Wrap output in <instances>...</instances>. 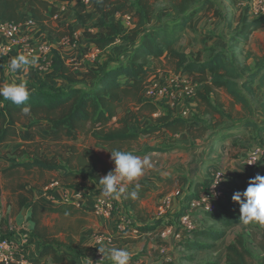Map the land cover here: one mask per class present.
<instances>
[{
  "label": "trees",
  "instance_id": "16d2710c",
  "mask_svg": "<svg viewBox=\"0 0 264 264\" xmlns=\"http://www.w3.org/2000/svg\"><path fill=\"white\" fill-rule=\"evenodd\" d=\"M157 1L159 0H93L94 9L100 16L95 26L104 29V32L93 34L86 32V35L99 48H104L117 39H123L132 49L126 60L115 65L97 62L95 66L88 68L86 76L94 81L91 87L77 86L80 80L68 67L59 50L52 49V68L57 77L68 84L72 83L68 88L55 87L47 82H28L31 90L24 105H16L0 97V147L7 142L28 141L30 136L34 138L38 136L41 139L60 136L66 141L62 152L50 158L18 160L27 154L25 148L21 147L11 152H0V162L3 164L0 174L11 179V185L8 187L19 207L28 203L34 222V235L42 240V249L34 258L36 260L48 255L54 264H80L82 253L75 242L78 227L82 222L80 217L94 214V208L86 207L80 201L78 203L64 201L51 205L37 199L34 191L39 180L21 181L14 178L13 176L21 170L34 171L41 179L46 170L64 169V178L68 179L75 172L66 169V165L73 160L77 165H83L84 156L75 144L67 142L81 137H92L96 144L106 147L110 152L122 147L128 148L138 142V133L129 132L130 122L137 117L136 114H141L138 110H147L150 113L162 111L156 117V124L141 129L140 133H150L164 128L172 132L185 131L191 138L202 137L208 130L217 135L225 129L226 122L233 121L231 112L226 113L222 110L219 90H224L233 103L242 106L245 117L246 114H252L250 95L254 90L255 78L264 79V60L255 59L252 66L246 63L238 64L234 57L228 58L225 51H216L214 48L207 49L208 58L205 60H199L198 55L188 56L176 49L174 44L185 26L191 25L198 12L204 8L206 12L209 11V0H160L169 3L174 21L160 19L159 24L154 25L152 18ZM51 7L52 3L48 0H0V21L14 24L31 22L42 30H49L51 18L46 15V11ZM54 11L55 9L52 10ZM114 13H119L120 16L130 14L134 19V25L123 32L120 18L117 21L109 19ZM212 16L223 18L217 9H213ZM87 17L88 15H78L77 19L84 23ZM262 27L264 13L249 18L247 9H244L240 13L234 38L244 43L253 31ZM250 54L248 52L246 55ZM2 59L0 71H3ZM165 67L171 69L175 75L185 72L188 74L187 78L194 87V92L188 96V100L196 103L193 117L173 114L172 112H175L173 107L144 100L143 90L148 80L151 77H159L161 72H166L167 70L163 69ZM120 105L137 107V113L129 111L113 123L112 118ZM25 106L30 108L27 114L21 110ZM205 116L207 119L202 118ZM192 121H198L200 124L195 126ZM240 124L253 127L257 131L264 130V125L256 123L250 117L242 119ZM38 126H50L51 131L44 135L36 129ZM25 129L27 135H24ZM158 149L147 148L145 151ZM208 181L206 178L193 186V190L184 196L185 202L180 211L191 197L207 187ZM120 195L124 203L136 207V202L132 201L127 193L123 192ZM221 206L223 207L219 211ZM239 209V203L225 200L218 205L216 211L207 215L225 227L240 221L231 213V210L240 212ZM52 215L55 216L54 222L50 224L45 219ZM138 231L141 234L144 228H139ZM61 232L64 233V237L60 236ZM180 233L191 238L187 241L190 249L211 246L200 242L199 237L216 240L224 234L223 231H209L200 226L191 230H181ZM257 245L262 252L258 262L248 249L243 234H237L226 246V264H264V231Z\"/></svg>",
  "mask_w": 264,
  "mask_h": 264
},
{
  "label": "crops",
  "instance_id": "0c3cea01",
  "mask_svg": "<svg viewBox=\"0 0 264 264\" xmlns=\"http://www.w3.org/2000/svg\"><path fill=\"white\" fill-rule=\"evenodd\" d=\"M75 3V0H65L61 2L59 11L60 15L64 14V20L69 19L68 14ZM157 3L163 4L168 8V12L165 15L172 14L171 7L167 1L159 0ZM208 4L210 5L209 11L206 12L204 8L197 13L191 25L187 24L185 26L179 39L174 44V47L190 57L198 55L199 58H204L206 56L208 48H214L216 51H230L237 57L238 63H246L251 66L255 59L264 60V27L253 31L248 40L244 43L242 41L241 43H235L233 39L235 29L239 22L240 13L244 9H247L249 18H253L259 13H264V0H209ZM84 7L87 8V12H91L90 15L92 18L99 20L100 16L95 11L92 3L85 4ZM213 9H217L218 12L222 14L223 18L213 17ZM164 16L161 18L162 21L168 19V17L165 18ZM115 17L118 18L117 13L113 14L109 19L113 21ZM158 18L159 13L155 10L152 18V23L154 25L159 24ZM130 22L132 23L133 19ZM133 25L134 22L132 23V26ZM123 28L124 31H127V28L124 26ZM191 30L194 32H190ZM45 31L46 30H42L38 27L34 30H23V32L28 35L29 40L32 39L36 41H43V32ZM210 34H215V36L210 39L208 37ZM192 35L197 36L198 41H193ZM241 46H245L246 49H248V52L251 53L250 56L246 55L245 51H241ZM131 49L132 47L127 45L120 59L119 57L112 59L109 55L112 57L114 56L109 50H101L99 51L101 57L97 62L101 64L107 62L115 65V63L119 61L126 60L131 53ZM15 50L16 49H11L7 55L3 57L2 63L4 64L3 71H0V86L13 82L17 83L25 77L31 80L35 75L33 69H28L27 71L17 70L16 72H11L9 70L8 62L10 58L17 56ZM95 65L96 64H92L91 66ZM179 77H187V73H182ZM77 78L80 80L77 86L80 87H91L94 83L86 74L84 76V81L85 79L87 80L88 86H83L81 83L84 81L78 76ZM255 81L257 83H264V79L259 80L258 77L255 78ZM163 82L167 83L165 81ZM229 99L231 98L229 97ZM169 100L170 99L167 98V103L169 104L166 105L174 108L175 112L172 113L181 114L184 110L183 106L174 100ZM219 102H221L220 98ZM189 105L190 108L195 111L196 103L194 101H189ZM222 110L228 113L232 108L231 106L227 108L222 103ZM129 111L137 113V107L132 105H120L111 122L115 123L122 115ZM138 112L141 114H136L137 117L129 124V132L138 133V142L130 145L128 148L122 147L117 150L137 153L136 156L140 158H143L145 155L151 156L153 167L145 169L143 175L127 185L125 193L129 195L132 201L136 202L135 208L124 203L119 194L112 198L114 208L111 214L95 215L90 213L80 217L82 222L78 227V233L75 238L76 245L82 253L79 259L80 264H112V261L107 255H104L106 258L103 260L97 257L96 251L99 250L100 247H116L129 251V262L141 261L143 264H168L163 261H173L175 258L183 259L185 256L181 248L190 249L187 241L191 238L187 235L182 236L180 233L181 229L177 227V216L185 202L184 196L193 190V186L196 183L202 182L208 178L213 168H218V166H215L211 169V166H207L206 161H212L208 159H214L213 162H217L221 154V157L226 156L225 158L231 162L232 166L238 168L239 166L237 163L242 162L244 167L248 170L256 169L252 170L255 171V175L262 173L260 175L264 176V159L261 160L258 166L256 165L257 167L253 168L248 167L244 161L250 150L258 144V141L253 142L254 139L251 137L254 136V133L251 134L253 127H246L240 124L242 119L250 117L256 123L264 125L263 112L260 106L256 108V114L260 115V120H258L253 113L251 115L246 114V117L245 115L237 117L232 116L233 121L229 123L226 122L224 125L225 129H223L221 133L215 135V132L208 130L199 138H191L185 131L172 132L164 128L150 133H140L141 129L155 125L156 117L160 112L162 113V111L150 113L147 110H138ZM202 118L207 119L206 116ZM192 123L195 124V126L200 124L195 123V121H192ZM36 129L44 135H48L51 131L50 126H38ZM255 134L261 136V141L264 140V130L257 131L255 129ZM24 135H27L26 129L24 130ZM50 138L57 139L60 146L66 144V141L60 136H49L46 139H41L38 136L35 138L34 136H30L28 141L17 140L5 143L0 147V152L9 151L10 147H8V145L15 142L21 143L22 146L20 147L25 148L26 152H28V146L32 139L47 141ZM67 143L75 144L78 150L82 151L84 156L83 165H77L74 160L68 163L66 169H71L75 172V174L70 175L68 179L64 178V169L44 171L42 178L36 183L34 195L37 199L51 205H56L64 201H73L74 203L80 201L84 206L91 207L94 205L95 200L103 195L100 191L101 185L99 184V179L114 168V163L111 160V152L106 149V147L96 144L95 139L92 137H81ZM224 144L227 145L226 149H223ZM147 148L159 149L145 151ZM228 150L230 153H228ZM11 151L12 150H10V152ZM212 152L213 154L209 155V153ZM236 152L238 153L237 157H229ZM39 154L41 156V153ZM244 167L242 166L243 169ZM255 175H253V177ZM228 176L227 174L226 177L228 178ZM241 180L242 179H240V181ZM53 181H57L58 185L49 187L48 184ZM229 181L232 180L229 179ZM176 191L180 193L175 195ZM133 192L136 193L135 196L132 195ZM166 195L171 196L170 208L166 212H159L158 205ZM229 197H232V195ZM228 199L231 198H227V201ZM203 216L211 217L207 214L195 213L197 226L209 231L216 230L224 232V234L216 240H212L208 237L198 238L200 242H204L201 239L210 241V245H212L210 246L211 248L217 247L218 250L213 252L214 255L218 253L216 260H214L215 264H226V246L239 233L243 234L245 237L248 249L247 240L253 237V246L259 250L257 242L264 231V225L259 224L261 226L259 232H257V229L253 230L249 228V224L243 228L238 227L240 221L237 224L231 223L225 227L220 223L221 229H216L211 226L203 225ZM123 219L128 220L131 226L138 227V229L144 228L143 233L131 235L130 230L123 231L120 234L115 233L117 227L121 228L125 225ZM214 221L217 223V220L214 219ZM33 230L34 222L31 218L28 203L19 207L11 189L9 187L0 188V235L10 236L19 246V259L15 264H54L50 261L48 255L38 260L34 259L42 249V240L34 235ZM97 232L112 235V241H104L99 246L96 245L94 235ZM60 236L64 237L65 235L61 232ZM174 264L178 263L174 262Z\"/></svg>",
  "mask_w": 264,
  "mask_h": 264
},
{
  "label": "rangeland",
  "instance_id": "374dc122",
  "mask_svg": "<svg viewBox=\"0 0 264 264\" xmlns=\"http://www.w3.org/2000/svg\"><path fill=\"white\" fill-rule=\"evenodd\" d=\"M49 2L52 3V7L48 9V11H46V15H48L51 18V22L48 24L49 26V30H46L45 32H43V41H36V40H32L30 39V42L32 44V51H27V52H18L17 50L16 53L17 54H28L31 53L33 56L38 57V62L34 65L31 66L29 69H33L35 72V75L33 77V79L29 80L28 78H23L22 80H19L17 83L19 82H37V83H41V82H47L55 87H60V88H67L69 87L70 84H68L65 80L57 77L55 75V72L52 68V64H51V59L53 56V52L52 49H57L59 50L62 58L64 59V61L66 62V64L68 65L69 68H71L73 70V72L76 74V76H78L82 81H84V76L88 70V68L92 67V64H97V60L101 57L99 51L101 50H109V52L112 53V55L114 57H112L111 55H109L110 58H118L120 59V57H122V52H124L126 50L127 47V43L125 40L123 39H117L116 41H114L113 43L107 45L104 48H99L92 40L89 36L86 35V32H90L91 34L93 33H97V32H104V29H101L100 27L95 26V24L99 21L96 18H92L91 17V12H87L86 9L84 7V5L86 3H83L79 0H75V4H73L72 6V10L70 11L69 15V19L64 20V14L60 15V11L59 8L61 6V2L65 1V0H48ZM93 4V1L91 2ZM79 7V8H78ZM94 7V4H93ZM55 9L54 12H52V10ZM156 11L159 13V20L168 12V8L166 6H164L163 4L157 3L156 4ZM163 13V14H162ZM115 14V13H114ZM54 15H57V17H55ZM78 15H88V17L86 18L84 23H81L80 21H78L77 16ZM163 15V16H162ZM118 18L119 17V13H117ZM165 18L168 17L167 21H174V18L172 15H165ZM117 17L113 18V21H117L118 20ZM100 19V18H99ZM121 24L122 26H124L125 28H127V30L132 26V23L134 22H128L127 20H122L120 18ZM36 25L34 24H30L29 26L24 27V31H26L27 29H31L34 30L36 29ZM124 29V28H123ZM29 31V30H28ZM126 31V30H125ZM123 30V32H125ZM190 32H194L193 30H191ZM215 36V34H210L208 35V37L211 39ZM219 36V35H218ZM192 40L196 41L197 40V36H193L192 35ZM198 41V40H197ZM234 42L235 43H241L238 39L234 38ZM45 48H48V50L46 52H43ZM241 51H245L246 54L248 53V49H246L245 46H241ZM62 52V53H61ZM104 52V51H103ZM124 54V53H123ZM226 57L231 58L234 57L235 60L237 61V57H235L234 53L232 52H226ZM31 58V57H30ZM208 56L206 55L204 58H199V60H205L207 59ZM89 59V60H88ZM3 61V59H2ZM4 64V63H3ZM240 64V63H238ZM165 70H167L166 72H161L160 76H161V80H165V82H167L165 85L167 87V93L168 92H172L173 93V99L175 102L180 103L184 110H186V114L184 115L185 117H193L195 114V111L190 108L189 105V94L186 93L187 90L191 89L189 84L186 82V78L182 79L181 81L178 82H174V80L171 82V78H173V73L171 72V69L165 67L163 68ZM162 70V69H160ZM188 75V74H187ZM169 78V80H168ZM188 80V79H187ZM169 83V84H168ZM72 84V83H71ZM79 84V82H78ZM83 86H88L87 85V80L85 79L84 82L81 83ZM29 90H31V87H28ZM182 89V91H181ZM219 98L220 101L228 108L229 106H231L232 110L230 111L231 116L237 117V116H242L244 115V111L243 108L240 104L237 103H233L231 99H229V96L227 95V93L224 90H220L219 91ZM250 99H251V104H252V113L255 115V117H257L258 120H260V115L256 114V108H261L262 112H263V117H264V83L260 82L257 83L256 81H254V90L253 93L250 95ZM226 121V119L224 120V122ZM195 123H198V121H195ZM25 128V127H23ZM254 136L253 137V142L258 141V144H263L264 140L261 141V136H258L255 134V129L253 128L251 131ZM237 144V143H236ZM256 144V143H255ZM257 144V145H258ZM253 145V144H252ZM22 146L21 143H12L11 145H8L9 151L10 150H14L17 147ZM251 146V145H250ZM227 145L224 144L223 145V149H226ZM256 147V146H255ZM29 151L26 152L27 154L22 155L21 157H19L18 160H27V159H32V158H38V157H49L53 154H58L59 152H62V148L63 146H60L59 142L57 141V139L55 138H50L47 141H42V140H36V139H32L30 141V144L28 146ZM248 148V146H247ZM211 152V150H210ZM41 153V156L40 154ZM228 153L229 150H228ZM213 154L209 153V155ZM237 152L234 153L233 155L229 156L230 158H234L237 157ZM220 158L217 162H213L214 159H208V160H212V161H206L207 166H211V169L215 166H218V168L223 169V171L226 173V175L228 174V178L224 177L223 182H222V192L224 197L226 198H231L229 196L233 195L234 192L236 191H243L246 189L247 185H248V181L250 178L253 177V175H255V171L252 170H256V169H252V170H248L246 167H244L242 162L237 163L238 164V168H236L235 166L231 165V162L228 161L225 157H221V154L219 155ZM261 162V161H260ZM257 163L258 164L260 163ZM3 164L0 162V168ZM242 166L244 167V169L242 168ZM255 166V167H257ZM215 169V168H213ZM238 169V170H236ZM258 170V169H257ZM262 174V173H260ZM259 174V175H260ZM14 178L20 179L21 181H29V180H40L39 176H37L36 172L31 171V172H26V171H20L17 175L13 176ZM229 179H231L232 181H229ZM240 179H242L240 181ZM11 179L10 178H6L4 177L2 174H0V188H5L8 187L10 183ZM204 181V180H203ZM234 182V183H233ZM228 201H232V199H228ZM223 206H221L218 210L221 211ZM169 210V209H168ZM167 210V211H168ZM231 213L239 218L240 213H238L237 211H232ZM53 217H55L54 215H52V217H47L45 219L46 222L53 224ZM203 225L206 226H211L213 228H218L221 229V224L220 222L214 221V219L212 217L209 216H203ZM63 220H60V222H62ZM239 221L237 222H233L235 224H237ZM213 224V225H212ZM248 225V224H247ZM245 224H243L241 221L238 224V227L243 228L245 226H247ZM249 228L257 229L259 232V230L261 229V226L258 223H250ZM133 228H138L133 226ZM131 230V229H130ZM112 234V233H111ZM202 241L206 242V244H210V241H208L207 239H201ZM248 241V246H249V250L253 256V258L257 261H259L261 259V252L256 249V247L253 246L254 244V240L253 237H250ZM209 242V243H208ZM212 246V245H211ZM200 250L196 249V250H190V249H182V252L184 253L185 258L181 259V258H175V260L171 261H163L164 263H168V264H174V262L178 263V264H215L214 260H216V255L213 254L214 251H217V247H205V248H199ZM104 258H106L104 256Z\"/></svg>",
  "mask_w": 264,
  "mask_h": 264
},
{
  "label": "built area",
  "instance_id": "2783aa9c",
  "mask_svg": "<svg viewBox=\"0 0 264 264\" xmlns=\"http://www.w3.org/2000/svg\"><path fill=\"white\" fill-rule=\"evenodd\" d=\"M86 4H91L93 0H79ZM57 17V15H54ZM122 20H127L128 22L132 21V16L130 14L119 15ZM32 24L31 22H26L24 24H14L11 22L0 21V59H2L11 49H16L18 52H29L32 51V44L29 40L27 34L23 32L24 27ZM46 52L48 48L44 47ZM180 74H173L171 82L181 81L186 78V82L189 84L190 88L186 91L187 94H192L194 92V87L191 85L187 77L181 78ZM169 80V78H168ZM164 79L161 80L159 77H151L144 90L143 98L144 100H150L153 102H160L164 104L167 103V98L171 101L173 99V93H167V85L164 83ZM172 82V83H174ZM182 91V89H181ZM186 110H183L181 115L185 117ZM264 159V143L258 144L256 147L252 148L248 155L245 157L244 161L248 167H255L258 162ZM226 173L221 168H215L208 176L207 187L203 188L198 194L191 197L185 207L180 211L177 216V227L181 230H191L197 226L195 221V213H211L216 211L218 205L226 200L222 192V182ZM220 180L217 182V179ZM217 182V183H216ZM58 185L57 181L50 182L49 187H54ZM179 191L175 192L179 194ZM171 196L166 195L160 201L158 205L159 212H166L170 208ZM95 215H109L114 208L112 198H106L103 195L98 197L94 205ZM125 225L121 228L116 229L115 233L120 234L123 231L130 230L131 235H139L138 228H133L131 223L128 220H124ZM113 236L101 232H97L94 235V241L96 245H100L104 241H112ZM19 246L14 242V240L8 235H0V264H11L16 263L19 259L18 257ZM96 255L99 259L103 260L104 255L96 251ZM129 264H143L141 261L129 262Z\"/></svg>",
  "mask_w": 264,
  "mask_h": 264
},
{
  "label": "clouds",
  "instance_id": "9594fccd",
  "mask_svg": "<svg viewBox=\"0 0 264 264\" xmlns=\"http://www.w3.org/2000/svg\"><path fill=\"white\" fill-rule=\"evenodd\" d=\"M37 62L38 57L31 53L17 54L10 58L8 68L11 72L27 71ZM29 95L30 90L27 82H13L0 86V97L16 105H24L29 99ZM21 110L27 114L30 108L25 106ZM111 160L114 163V168L99 179L100 191L106 198H113L125 192L128 184L143 175L145 169L153 167L151 156L145 155L140 158L129 151H111ZM219 180L220 178L217 179V182ZM132 195L135 196L136 193L133 192ZM231 199L240 205L239 220L243 224L264 225V176L257 174L250 178L246 189L234 192ZM99 252L107 255L112 264H129L130 253L125 249L100 247Z\"/></svg>",
  "mask_w": 264,
  "mask_h": 264
}]
</instances>
